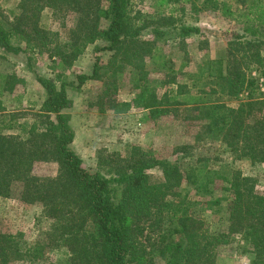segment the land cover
<instances>
[{
  "label": "trees",
  "instance_id": "1",
  "mask_svg": "<svg viewBox=\"0 0 264 264\" xmlns=\"http://www.w3.org/2000/svg\"><path fill=\"white\" fill-rule=\"evenodd\" d=\"M130 2L18 0L10 11L11 19L0 15V66L4 67L0 69V196L8 197L12 185L19 183L20 199L26 204L39 203L42 217L49 220L41 239L31 243L0 231V264L18 260L29 264H154L155 258L163 264H213L220 249L236 240L264 264V186H258L257 177L227 162L209 166L207 157L191 151L196 144L177 148L193 158L185 170L176 161L156 158L150 150L133 145L124 155L99 152L96 169L89 171L69 147L74 134L62 110L70 105L66 87L74 82L64 78V71L89 44L103 41L105 45L97 50L109 51L110 56L105 64L96 57L91 74L76 75L77 83L101 80L97 101L106 99L115 113L138 108L155 119L170 112L158 97L157 87L174 83V78L162 83L148 78L145 57L160 61L165 68L164 54L155 42L169 38L184 42L200 33L199 27L176 21L174 14L184 13L189 4L194 12L211 7L238 20L223 0H156L154 15L131 14ZM235 2L244 19L242 33H232L225 58L206 62V75L223 80L198 87L174 104L186 105L189 115L185 118L199 122L201 132L195 142L218 141L235 160L264 164V60L260 54L264 0ZM44 9L59 20L66 31L64 38L42 26ZM157 18L165 25L156 26L152 20ZM102 21L107 25L102 26ZM146 28L154 40L139 39ZM40 51L53 52L58 71L51 77L36 74L45 97L36 119L29 125L20 124L5 111L2 97L23 79L5 68L4 61L20 52ZM123 71L130 73L136 93L130 100L119 101L115 95ZM191 76L197 79L196 73ZM181 93L176 90L172 99ZM215 94L237 99V105L211 97ZM5 129H19V133L4 134ZM38 160L55 161L58 174L34 176L32 169ZM155 168L162 173L160 182L149 180L148 170ZM183 182L194 188L193 195L177 190ZM220 185L232 196L227 226L222 231L208 230L197 205L202 195ZM50 250L60 251L61 260H49Z\"/></svg>",
  "mask_w": 264,
  "mask_h": 264
},
{
  "label": "rangeland",
  "instance_id": "2",
  "mask_svg": "<svg viewBox=\"0 0 264 264\" xmlns=\"http://www.w3.org/2000/svg\"><path fill=\"white\" fill-rule=\"evenodd\" d=\"M155 1L131 0L130 12L138 15H154ZM223 1L231 6L234 17L239 21L222 16L218 9L213 10L208 7L194 12L189 4H185L184 13L180 11L175 13L174 18L176 21L199 27L200 33L185 38L184 42H179L178 38L156 41L155 44L160 49L159 53L164 54L165 68L160 67V61L145 57L148 78L161 83L170 77L174 78V83L160 84L157 87L158 97L170 110L163 116L150 119L145 116L146 111L138 108L115 113L108 108L106 99L103 102L97 101V96L103 88L101 80L87 79L81 85L77 83L76 75L91 74L96 57H99L101 64L108 61L110 52L97 50L105 45L101 40L89 44L75 59L72 66L64 71V78L74 82L72 86L66 87L70 105L62 110L68 116V124L74 134L69 147L81 158L84 168L89 171L96 169L99 152L118 151L124 155L129 146L136 145L145 151L150 150L156 158L176 161L178 166L185 170L190 166L193 158L186 156L182 149L177 148L183 144H196L191 151L207 157L209 166L216 167L220 163L227 162L242 173L257 177L258 186H264V164H250L247 160H235L225 146L218 141L195 142L196 135L201 132L199 122L185 118L189 115V111L185 110L186 105L175 106L174 104L182 100L183 95L195 92L198 87L214 86L218 81L223 80V78L206 75V62L225 58L227 41L232 33H242L244 26L239 4L235 0ZM17 2L18 0H0V15L11 19L10 11L14 9ZM169 8L167 6L164 9V15H167ZM40 20L43 27L58 31L60 38L66 36V31L60 27L59 20L52 19L51 10L44 9ZM152 22L156 26L165 25L162 18L154 19ZM101 25L106 26L107 22L102 21ZM262 33L264 42V32ZM139 39L154 40L150 28L143 30ZM21 45L24 46V43ZM260 52L264 60V43ZM28 60H30L29 64ZM4 62L5 68L15 71L17 76L23 79V83L17 84L11 92L4 93L2 97L4 109L10 112L18 123L29 125L33 119H36L35 113L45 97L44 88L37 82L36 74L51 77L54 72L58 71L57 60L53 52L40 51L30 54L20 52L15 56H10ZM3 68L0 66V69ZM122 73L115 95L119 101L130 100L136 93L131 85L130 73L128 71ZM194 73L197 74V79L191 76ZM251 74L257 75L255 71ZM176 90L182 93L174 101L172 97ZM211 97H218L231 106L237 105L238 102L237 99L218 94L211 95ZM3 132L4 134H17L19 129H5ZM32 174L39 178L54 177L58 174V165L55 161L38 160L33 165ZM148 174L151 182L163 180L161 171L156 168L148 170ZM221 187L222 185L217 186L209 195H202L197 205V211L206 222L208 230L222 231L227 226L229 215L227 207L232 196L229 191ZM20 189V184L14 183L8 197L0 196V231L17 235L20 241L31 243L41 239L43 232L49 227V220L42 217L39 203L26 204L20 199ZM177 190L181 193H188L190 196L194 194V188L185 182L179 185ZM47 256L52 262L61 260V252L57 250L48 251ZM11 264L29 263L18 260ZM154 264L163 263L159 258H155ZM213 264H263V262L252 252L246 250L243 243H238L236 240L220 249Z\"/></svg>",
  "mask_w": 264,
  "mask_h": 264
}]
</instances>
